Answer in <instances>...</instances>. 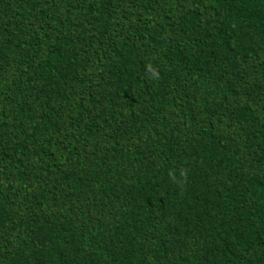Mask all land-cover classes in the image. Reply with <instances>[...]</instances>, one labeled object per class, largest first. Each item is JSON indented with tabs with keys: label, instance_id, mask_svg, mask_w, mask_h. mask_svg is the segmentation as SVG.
Masks as SVG:
<instances>
[{
	"label": "trees",
	"instance_id": "trees-1",
	"mask_svg": "<svg viewBox=\"0 0 264 264\" xmlns=\"http://www.w3.org/2000/svg\"><path fill=\"white\" fill-rule=\"evenodd\" d=\"M0 264H264V0H0Z\"/></svg>",
	"mask_w": 264,
	"mask_h": 264
}]
</instances>
